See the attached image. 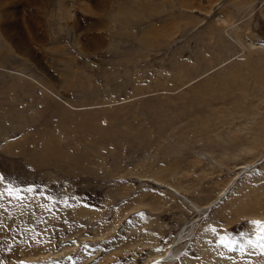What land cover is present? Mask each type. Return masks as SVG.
Instances as JSON below:
<instances>
[{
	"label": "rangeland",
	"instance_id": "374dc122",
	"mask_svg": "<svg viewBox=\"0 0 264 264\" xmlns=\"http://www.w3.org/2000/svg\"><path fill=\"white\" fill-rule=\"evenodd\" d=\"M0 177V264H264V0H0Z\"/></svg>",
	"mask_w": 264,
	"mask_h": 264
},
{
	"label": "bare ground",
	"instance_id": "6f19581e",
	"mask_svg": "<svg viewBox=\"0 0 264 264\" xmlns=\"http://www.w3.org/2000/svg\"><path fill=\"white\" fill-rule=\"evenodd\" d=\"M102 9V8H101ZM8 27H10V28H12V24H9L8 25ZM17 40H18V43L21 41V40H19V37H17L16 38ZM20 45V44H19ZM172 190V189H171ZM219 198H221V196L219 197ZM218 198V199H219ZM216 202V201H215ZM212 204L213 203H211V204H209L208 205V207H207V210L206 211H208L209 209H210V207L212 206ZM182 235H183V233H180L179 235H178V237L180 238V237H182ZM185 236V235H184ZM176 242V241H175ZM178 244V243H177ZM175 257H176V250H173V249H171V247H170V249L169 250H167L164 254H163V256H160V257H156V258H154L153 260H158V261H163V260H165V259H167V260H173V259H175Z\"/></svg>",
	"mask_w": 264,
	"mask_h": 264
},
{
	"label": "snow or ice",
	"instance_id": "6c2138e0",
	"mask_svg": "<svg viewBox=\"0 0 264 264\" xmlns=\"http://www.w3.org/2000/svg\"><path fill=\"white\" fill-rule=\"evenodd\" d=\"M3 179H4L3 177H0V180H3ZM27 191L28 192H32L33 189L32 188H28ZM7 192H8L9 195H16V193L19 192V189L13 190V189L9 188V189H7ZM48 199H51V197H49ZM256 223H258V222H256ZM21 264H23V262H21ZM156 264H159V262H156Z\"/></svg>",
	"mask_w": 264,
	"mask_h": 264
}]
</instances>
